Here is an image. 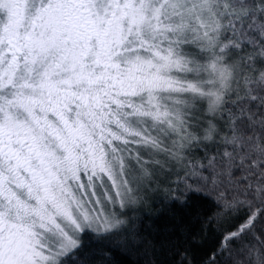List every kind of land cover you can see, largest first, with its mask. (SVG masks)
I'll list each match as a JSON object with an SVG mask.
<instances>
[{
    "label": "snow or ice",
    "instance_id": "obj_1",
    "mask_svg": "<svg viewBox=\"0 0 264 264\" xmlns=\"http://www.w3.org/2000/svg\"><path fill=\"white\" fill-rule=\"evenodd\" d=\"M0 264H264V0H0Z\"/></svg>",
    "mask_w": 264,
    "mask_h": 264
}]
</instances>
